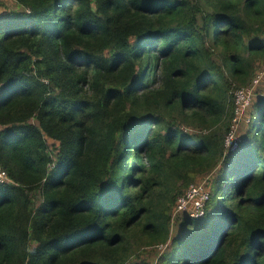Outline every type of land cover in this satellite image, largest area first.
<instances>
[{
	"label": "trees",
	"instance_id": "trees-1",
	"mask_svg": "<svg viewBox=\"0 0 264 264\" xmlns=\"http://www.w3.org/2000/svg\"><path fill=\"white\" fill-rule=\"evenodd\" d=\"M13 2L0 264H264V0Z\"/></svg>",
	"mask_w": 264,
	"mask_h": 264
},
{
	"label": "built area",
	"instance_id": "built-area-1",
	"mask_svg": "<svg viewBox=\"0 0 264 264\" xmlns=\"http://www.w3.org/2000/svg\"><path fill=\"white\" fill-rule=\"evenodd\" d=\"M238 95L240 96L242 103L247 102V98L243 91H239ZM231 136V137H230ZM229 139L233 138V132L229 133ZM6 177V174L3 170L0 169V182ZM208 197L207 189L204 185L203 181L193 182L191 183L187 189L176 198L174 204L173 213H177V211L190 209V216L200 217L204 213V203Z\"/></svg>",
	"mask_w": 264,
	"mask_h": 264
},
{
	"label": "rangeland",
	"instance_id": "rangeland-1",
	"mask_svg": "<svg viewBox=\"0 0 264 264\" xmlns=\"http://www.w3.org/2000/svg\"><path fill=\"white\" fill-rule=\"evenodd\" d=\"M14 6L15 5H14L13 0H0V10H6V8L12 9ZM2 12H4V11H2ZM259 72H262V74L259 73V79L254 81L253 87L249 90L250 92H251V90H256L257 88H260L261 90L264 91V69L260 70ZM245 96L248 99L249 98V92L247 94L245 93ZM236 102H237V105L235 108V114L233 115V119H232V122H233L232 127L234 130V131L232 130L233 135L235 134L236 130L239 131L243 127V124L246 123L247 111H250V109H251V107H249V105H250L249 103H245L243 105L242 100H241L240 96L238 95V93H237ZM230 137L228 134L226 137V141H229ZM49 142L54 143L51 146H56L58 144L57 142H54L52 140H49ZM197 180H199V178H197L194 182H198ZM200 181H203L204 185H205L206 180H200ZM182 212H188L189 214L191 213L189 208L187 210L185 209V210L177 211V213H182ZM174 214L175 213H173V215ZM172 220H174V218ZM159 248H161V246H159Z\"/></svg>",
	"mask_w": 264,
	"mask_h": 264
},
{
	"label": "clouds",
	"instance_id": "clouds-1",
	"mask_svg": "<svg viewBox=\"0 0 264 264\" xmlns=\"http://www.w3.org/2000/svg\"><path fill=\"white\" fill-rule=\"evenodd\" d=\"M5 181H6V178H4L3 181H1V182H5ZM1 182H0V183H1Z\"/></svg>",
	"mask_w": 264,
	"mask_h": 264
}]
</instances>
